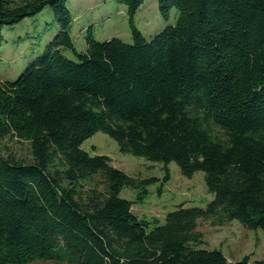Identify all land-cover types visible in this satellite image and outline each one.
<instances>
[{"label":"trees","instance_id":"obj_1","mask_svg":"<svg viewBox=\"0 0 264 264\" xmlns=\"http://www.w3.org/2000/svg\"><path fill=\"white\" fill-rule=\"evenodd\" d=\"M114 1L132 42L88 31L78 52L66 0H0V47L5 27L45 7L58 27L16 80L0 79V141L30 156L0 155V264H264L200 249L197 230L238 221L264 233V0H156L177 19L149 38L133 22L144 0ZM98 132L162 164L164 182L171 163L186 178L203 172L212 200L138 218L133 204L158 180L84 150Z\"/></svg>","mask_w":264,"mask_h":264},{"label":"rangeland","instance_id":"obj_2","mask_svg":"<svg viewBox=\"0 0 264 264\" xmlns=\"http://www.w3.org/2000/svg\"><path fill=\"white\" fill-rule=\"evenodd\" d=\"M66 6L73 19L70 33L78 52L85 49L88 31L100 42L110 39H118L127 44L132 42L126 9L114 0H66ZM176 19L175 9H171L168 19L164 20L159 14L156 0H144L133 22L137 30L144 37L149 38L165 27L173 26ZM57 31L58 27L53 22L48 7L13 26L5 27L0 47V79L16 80L28 63L42 53L45 45L53 39ZM64 54L74 59L71 52L64 51ZM82 148L91 155L108 156L114 167L129 176L158 180L148 188L147 198L142 203H134L132 206V212L140 219L163 221L166 213L180 204L186 207L204 208L213 198L206 189L203 172H197L191 178H186L181 175L176 164L171 163L167 167L169 179L164 182L165 169L162 164L120 153L116 143L102 132L86 140ZM8 153L18 159L28 161L30 158L25 143L4 139L0 141V155L6 156ZM122 196L135 201V192L130 189H125ZM197 230L202 234L203 240V245L199 248L206 251H220L229 263L239 261L244 256H249L251 260L264 259V233L261 230L246 229L238 221L222 226H212L209 221H200Z\"/></svg>","mask_w":264,"mask_h":264}]
</instances>
